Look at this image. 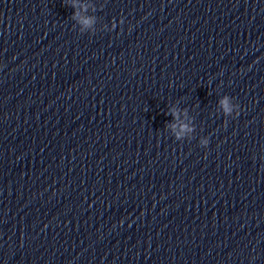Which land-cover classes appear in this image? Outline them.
<instances>
[{"label": "water", "instance_id": "obj_1", "mask_svg": "<svg viewBox=\"0 0 264 264\" xmlns=\"http://www.w3.org/2000/svg\"><path fill=\"white\" fill-rule=\"evenodd\" d=\"M0 264H264V0H0Z\"/></svg>", "mask_w": 264, "mask_h": 264}, {"label": "clouds", "instance_id": "obj_2", "mask_svg": "<svg viewBox=\"0 0 264 264\" xmlns=\"http://www.w3.org/2000/svg\"><path fill=\"white\" fill-rule=\"evenodd\" d=\"M85 23H88V21H85ZM226 99L227 98H225V101H222L221 103L224 104L226 102Z\"/></svg>", "mask_w": 264, "mask_h": 264}]
</instances>
